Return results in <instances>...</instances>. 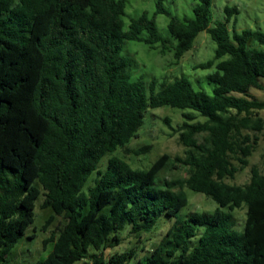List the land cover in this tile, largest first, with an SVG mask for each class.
<instances>
[{
    "label": "trees",
    "instance_id": "1",
    "mask_svg": "<svg viewBox=\"0 0 264 264\" xmlns=\"http://www.w3.org/2000/svg\"><path fill=\"white\" fill-rule=\"evenodd\" d=\"M125 2L0 0V264H13L8 253L31 225L40 196L41 207L52 209L42 227L56 215L65 222L42 240L51 243L47 255L31 264H132L133 248L108 257L103 250L119 242L124 227L139 239L160 220L172 222L136 264H264V173L253 164L247 182L227 181L249 163L257 141L249 132L264 127V100L248 92L262 88L264 31L230 30L236 6L225 5L223 20L212 21V0H195L191 18L169 16L176 40L169 44L154 19L169 15L161 0L127 27ZM200 31L215 43L213 56L196 65L214 68L209 92L183 75L163 82L131 77L124 40L172 49L180 59ZM163 105L182 110L175 127L164 122L185 147L173 161L188 174L158 185L167 153L146 168L112 153L137 136L148 108ZM185 187L217 206L176 218L187 203ZM241 205L238 231L231 211Z\"/></svg>",
    "mask_w": 264,
    "mask_h": 264
},
{
    "label": "rangeland",
    "instance_id": "2",
    "mask_svg": "<svg viewBox=\"0 0 264 264\" xmlns=\"http://www.w3.org/2000/svg\"><path fill=\"white\" fill-rule=\"evenodd\" d=\"M157 1L126 0L122 17L124 27H127L131 18L138 16L142 11H146L151 15ZM161 2L169 15L166 13L156 14L154 17L155 24L160 35L166 38L169 44H175L176 40L167 30L168 18L169 16L191 18L195 0H161ZM225 5L236 6L238 9V13L234 15L235 23H232V21L228 23L230 30L236 29L239 31L244 28H251L264 31V0H212L210 5L212 21L223 20V8ZM214 48V41L205 31H200L196 35L191 49L187 50L180 59L173 57L172 49L162 52L158 45L152 48L143 42L135 40H124L122 43V53L130 59V75L133 79L141 78L144 81L155 79L163 82L172 81L174 78L183 75L192 82L195 88L205 89L208 92L211 89V85L208 83L207 76L214 68L201 69L197 68L196 65L211 58ZM259 79L262 88L251 87L248 92L250 96L264 100V77ZM181 111L178 108L167 105L148 108L143 118V124L138 129L137 136L132 137L124 148H118L112 154H117L133 168H146L159 155L167 153L170 159L160 171L156 183L162 185L164 180L185 178L188 174L187 166L173 161L175 156H184L185 147L179 143L177 134H171L172 130L164 122V119L168 118L169 124L175 127L182 121ZM258 114L264 119V108L258 110ZM198 119L202 118L198 117ZM249 133L251 137L254 135L257 137L253 151L248 157L249 163L238 171L234 178L227 179L230 183L243 184L247 182L249 179V167L253 164L257 166L261 173H264V127L259 132L250 131ZM146 144L150 147L148 151L137 155L132 153V150L139 149ZM110 155L107 153L100 159V168H105L107 158ZM184 191L187 196V203L177 211L176 218H183L190 211L195 210L212 211L217 206L213 199L202 193L187 187L184 188ZM41 202L42 197L40 196L35 203L31 225L25 230L24 236L17 241L8 253V257L13 264H31L38 259L44 258L51 248V243L49 242L43 246L42 240L48 237L51 232L58 233L65 222L62 216L56 215L52 222L43 228L42 225L49 215L52 214V209L50 207H41ZM245 209V205H241V207L234 208L231 211L235 219L234 228L238 231L243 230ZM170 222L165 220L157 221L155 228L151 232L142 234L139 239L128 226L124 227L118 234L119 242L103 250L105 257L133 248L135 257L132 260V264H136L138 258L144 260L151 249L155 247ZM202 230L203 227H197L193 240L198 238ZM81 262L85 263L82 260L76 264H82Z\"/></svg>",
    "mask_w": 264,
    "mask_h": 264
}]
</instances>
